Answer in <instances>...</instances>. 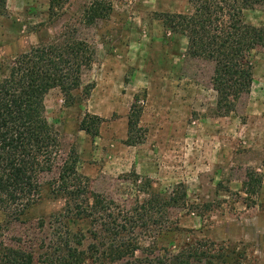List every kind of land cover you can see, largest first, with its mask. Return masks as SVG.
Masks as SVG:
<instances>
[{
	"label": "rangeland",
	"instance_id": "obj_1",
	"mask_svg": "<svg viewBox=\"0 0 264 264\" xmlns=\"http://www.w3.org/2000/svg\"><path fill=\"white\" fill-rule=\"evenodd\" d=\"M190 9L188 0H6L0 80L34 47L87 42L93 61L72 99L55 87L44 105L65 151L77 152V169L92 190L126 208L146 198V188L184 194L182 206L154 211L129 235L156 248L154 255L193 246L215 255L209 264H264V49L250 53L249 94L228 115H216L213 63L189 54L186 38L161 20L163 13ZM244 19L263 22L264 0H249ZM132 110L139 117L131 145ZM86 114L101 118L94 137L80 129ZM54 175L42 177L40 196L22 214L0 211L1 241L35 253L34 264H55L65 225L85 233L80 248L91 242L90 223L68 218L64 198L53 194L48 181ZM149 252L128 260L151 264Z\"/></svg>",
	"mask_w": 264,
	"mask_h": 264
},
{
	"label": "trees",
	"instance_id": "obj_2",
	"mask_svg": "<svg viewBox=\"0 0 264 264\" xmlns=\"http://www.w3.org/2000/svg\"><path fill=\"white\" fill-rule=\"evenodd\" d=\"M186 13H163L165 28L183 35L187 50L195 57L213 63L212 88L216 94L215 113L228 115L251 90L254 66L250 53L264 49V21L254 25L245 21L249 0H188ZM6 12V0H0V14ZM94 50L83 40L37 46L19 55L0 80V211L13 210L17 216L30 207L41 194V179L55 174L49 185L53 194L63 197L68 218L90 223L91 242L80 248L85 233L72 232L66 225L55 264H133L136 251L149 253L151 264L211 263V253L196 247L182 248L175 254L168 249L154 255L156 248H146L139 238L129 236L146 224L154 211L167 213L184 204V194L161 196L145 189L147 197L126 208L102 193L95 192L90 179L77 169L78 154L65 151L58 133L45 116L44 96L59 88L67 98L81 83L84 68L92 64ZM139 113L128 116V142L132 139ZM101 118L86 114L80 129L94 137ZM139 141V140H138ZM138 179L134 178L133 182ZM250 185V184H249ZM251 188L253 187L250 185ZM138 217L139 219H137ZM168 222V221H167ZM99 223L103 232L98 230ZM161 229L167 234L169 226ZM105 235L103 236L102 234ZM102 236H101V235ZM20 241V240H19ZM39 258V256H37ZM36 255L20 246L5 245L0 239V264H34Z\"/></svg>",
	"mask_w": 264,
	"mask_h": 264
}]
</instances>
